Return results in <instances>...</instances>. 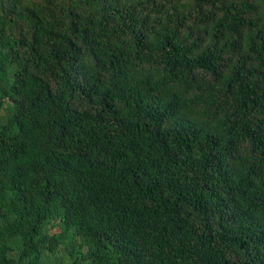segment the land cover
Returning a JSON list of instances; mask_svg holds the SVG:
<instances>
[{"label": "trees", "instance_id": "1", "mask_svg": "<svg viewBox=\"0 0 264 264\" xmlns=\"http://www.w3.org/2000/svg\"><path fill=\"white\" fill-rule=\"evenodd\" d=\"M0 264H264V0H0Z\"/></svg>", "mask_w": 264, "mask_h": 264}]
</instances>
